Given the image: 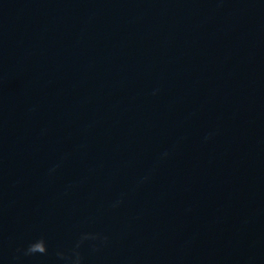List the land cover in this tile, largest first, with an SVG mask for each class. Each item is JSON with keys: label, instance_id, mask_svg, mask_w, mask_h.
I'll list each match as a JSON object with an SVG mask.
<instances>
[{"label": "clouds", "instance_id": "clouds-1", "mask_svg": "<svg viewBox=\"0 0 264 264\" xmlns=\"http://www.w3.org/2000/svg\"><path fill=\"white\" fill-rule=\"evenodd\" d=\"M165 156L167 153L164 154ZM100 239L99 234L94 233H82L80 238L75 243L74 247L70 249L68 253L64 251H57L56 256L67 262V264H83L84 257L80 251L81 247L87 241H95ZM107 239L106 237L104 238ZM17 252L25 257L36 256V255H47L48 254V244L45 237L41 236L30 241L25 248L17 249ZM19 258V257H17Z\"/></svg>", "mask_w": 264, "mask_h": 264}]
</instances>
